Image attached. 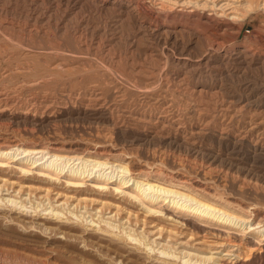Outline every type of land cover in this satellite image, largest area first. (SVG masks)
<instances>
[{"label":"bare ground","instance_id":"6f19581e","mask_svg":"<svg viewBox=\"0 0 264 264\" xmlns=\"http://www.w3.org/2000/svg\"><path fill=\"white\" fill-rule=\"evenodd\" d=\"M12 1L0 0V11L10 13L16 11L17 16L22 19V21L33 27L34 25L43 24L50 25L55 29H57V26L60 24L69 26V28L70 25L85 24L86 26L96 19L101 22L115 23L119 27L131 24L139 29L142 34L141 38L142 36L145 38L150 37L155 40L158 45L162 46L161 51L164 53L165 56H163L166 58L167 63L170 62L175 66H180L192 77L193 70L197 66L196 62H193V59H191L192 56H190V53H187L188 50H194L199 56L198 61L205 63V65L214 60L225 59L226 63L232 60L247 66L251 63H256L258 68L264 70V53H255L252 52L253 50L250 51L243 46L237 50L233 49L234 51L229 52L227 55L222 54V56L218 45L208 44L209 42L206 43L204 38L193 30H185V25L197 21L204 26H212L214 29H217L222 23L227 20H234L239 13L255 5L258 8L259 5H262V11H264V0H239L237 3L233 0H56V3L49 8L44 7L43 3H40L39 0ZM89 30L90 34H92V29ZM106 33L108 34V32ZM58 34L60 35L61 33ZM210 36L212 37L211 34ZM263 38L264 37L260 36L257 40L263 43ZM125 44H127V41ZM24 46L30 48L31 45L24 44ZM32 47L45 51L48 49V47L41 45ZM83 48L85 49L84 46L82 49ZM185 52L186 55H183ZM150 57L151 55L149 58ZM65 59V56L59 55H54L53 57L47 56V58L44 59L29 55L0 56V102L7 103L16 100L18 94L25 90L44 89L54 81L56 74L67 71L66 67L68 65L64 62ZM35 60L37 63L34 62ZM73 64L70 65L73 70L72 72L78 71L77 69L82 71L90 70L89 68L81 69L80 67L82 66L79 67L78 64ZM159 72L160 73L156 75L160 76L161 74L163 76V72ZM13 78L16 79V82L13 81ZM154 78L146 77L139 81L137 91L142 94L144 99L134 100L138 105L136 108H130L123 103L126 99V90L112 85L111 81H109L103 73L98 74V76L89 81L86 86L80 88V93L78 94L85 111L90 110L91 112L93 111L101 115H106L108 111L119 112L120 115L136 123L150 125L151 131L143 132L135 139H144L147 146H152L154 148L153 152H151L152 161L150 162L149 160V164L146 163V161L141 162L137 159L135 160L131 156H118L121 152L110 144L112 143L110 137L105 138L107 143L103 145H95L90 142H69L68 144H64L55 141L50 147H46L33 140V137L19 134L21 138H17L18 136L13 134L5 135L0 133L1 194L3 190H12L17 193L25 192L26 195H32L31 192H38V197L42 199L50 198V202L48 203L49 206L43 210H48L45 214H50L54 220H51V217H40L41 215H39L38 218H42L44 222L40 220L35 222L38 227L44 230L55 228V226L46 225L45 222L59 224L64 214H69L70 216L74 215L76 219L79 218L80 220V217L75 213L78 211L72 210L81 206L86 207L87 204L92 205L96 211L90 214L89 220L87 218L83 219V221L86 222L85 225L89 226L91 230L94 229L93 232L116 238L123 243L132 244L134 249L143 251L148 257L153 256L152 259L158 264H231L224 258L225 255H227L228 258L234 256L235 264H251L256 255L255 251L258 249L264 251V247L259 246V243L264 240V209L258 206H252L248 204V202L246 203L237 197L242 192L241 185L235 184V181L232 179L233 182L230 179L235 174V180L237 179L242 182V184L246 181H248V183L251 181L253 183L257 182L258 185V181H263L264 176L258 174L253 167H240L239 164V166H237L235 162L232 161L231 157L223 155L219 150H227L233 155H238L239 152H246L248 155L250 154V156H252L255 163L259 164L261 162L263 164L264 120H254L250 118L247 120L248 126L245 127V129L243 128L244 130L242 129L243 124H240L238 120L233 118L234 115H232V117L228 116L229 119H203L197 125L187 123V118L193 116L194 108L190 100L193 93H196L197 96L202 94H207L206 96H208L209 92H212L211 88L202 87L200 84L201 87L198 88H193V85L170 87L169 85L161 83L158 84L159 88L156 89L152 84V82H155L152 81ZM9 80L11 81V86L5 85V82H9ZM30 100L41 99L33 97ZM236 100L238 99L233 97L228 100V103L231 105H235L236 103L239 104L240 101ZM42 101H44V99H42L41 102ZM245 103L243 104L245 105ZM24 105L26 106V104ZM144 106L148 108V112L141 109ZM15 107L14 109H17ZM235 111L239 112V107ZM35 112L37 113V111ZM24 119L25 118L21 121L20 119L15 120L14 123L18 125L20 122H24ZM68 119L70 120V118ZM81 119L88 121L83 119V117ZM56 120L53 121L56 123ZM210 123H213V128H210ZM2 125L4 126V124ZM45 125L47 126V124ZM170 127L173 128V132L171 133L168 131ZM15 130H17V128ZM117 130H119V128H117ZM101 134L103 133L101 132ZM54 135H56V132ZM40 138L38 136V139ZM207 138L214 143L217 147L216 150L203 146L202 142ZM55 139L57 140L58 138ZM128 142L130 141H127V143ZM140 144L141 143H139V146H141ZM80 152H87L88 156L84 157V155H80ZM108 155L118 156L109 166H107L110 162L108 161ZM104 156H106V158L102 159ZM170 157L173 158L171 166L168 165ZM108 168L111 170L106 171ZM7 169L19 173L26 178H36L50 184L61 181V184H63L66 189L65 191L56 190L54 192L49 186H46V184L45 186H40L38 184V186L33 183L23 182L24 180L11 179V175L8 176L5 173ZM228 177L231 178L229 179ZM252 186L254 187V185ZM115 195H118V197ZM51 197L52 200H55L54 202H56L57 205L51 204ZM126 201L138 207V209L142 211L141 214H143V216L141 217L137 212H133L126 204H122ZM1 203L4 206L9 203V206H11L10 210H14L15 212L17 209V213L21 215L28 213H22L23 211L20 208L25 207V204H23L22 201H16L12 196L2 197L0 195V204ZM38 203L37 204L40 205V202ZM70 205L73 206L72 209L69 207ZM18 209L20 210L18 211ZM106 212L109 213L110 216L106 214L107 216L105 217L104 213ZM82 214L85 216L84 213ZM120 214H122L121 219L124 218L123 220L125 221L121 220L122 222H120V220H117V222H115V218L117 219V216ZM95 215L97 216L96 218H94ZM145 216L149 217V220L143 218ZM113 217L114 219H112ZM82 218L79 222L83 225ZM137 222L142 230H144L147 225L151 227L148 228V230L150 229L149 231L146 229L147 231L145 232L158 235V238L161 237L164 241L157 242V240L149 238L144 231H137L129 225H126L127 223H134L135 225ZM141 228L139 229L141 230ZM57 230H59V227ZM61 233H65V231L63 232L62 230ZM247 234H249V237H247ZM207 235H211L213 239L209 241L205 240ZM198 240H200V242H198ZM196 241L206 249H203L201 245L197 246ZM180 246L182 247L180 248ZM186 246L196 248L199 252L185 251L184 249ZM105 253H107V251ZM214 253L220 255L214 257ZM115 262L117 264H128V261L126 262L120 259H115Z\"/></svg>","mask_w":264,"mask_h":264},{"label":"rangeland","instance_id":"374dc122","mask_svg":"<svg viewBox=\"0 0 264 264\" xmlns=\"http://www.w3.org/2000/svg\"><path fill=\"white\" fill-rule=\"evenodd\" d=\"M14 1L16 0H13L12 2ZM39 1L40 3L41 2L43 3L44 7H48V8L51 7V5H54L56 3V0H39ZM233 1L237 3V1L239 0H233ZM262 8H263L262 5H259V8L255 5L252 8L245 10L242 13H239V15H237V17L235 18L236 20L235 19L227 20L226 22L222 23V25L218 27L217 29H214V27L212 26H204L200 22L197 21V22H193L192 24L185 25V30L187 31L189 29L193 30L194 32L200 34L202 38H204L206 43L209 42L208 44L218 45L220 47L219 51L221 55L222 54L227 55L229 52L240 49L243 46L249 49L250 51L253 50L252 52L264 53V48H263L264 40H263V43H260L259 40H257L258 37L260 36L264 37V11H262ZM261 11L263 12V14ZM243 15H244V18H243ZM239 16H241L242 18ZM89 24L86 26L85 24L72 25V26L70 25L71 29L69 28V26H65L64 24L58 25L57 29L52 28V26L45 25V24L37 25V26L34 25L33 27L32 25L30 24L28 25V23L22 21V19H20L17 16L16 11L13 13L6 12V11L5 12L0 11V56L2 55H7V56L9 55L11 56L12 55L14 56L29 55L33 57L38 56L44 59V58H47V56L53 57L54 55H59V56L66 57L64 62L68 65L66 67L67 71L59 72L58 74H56L54 81L48 86H46L44 89L28 90V91L25 90L21 92L20 94H18V97L16 98V100L7 102L9 105L1 101L0 102V121H1L0 122L1 124L0 133H3L5 135L13 134L15 136H18L17 138H21L19 134L22 136L33 137L32 138L33 140L39 142L40 144L46 147H50L52 143L55 141H58L64 144H68L69 142H90L95 145H103L107 143L105 141V138L110 137L113 143V144L112 143L110 144L115 146L121 152V154L118 156H123V157L131 156L135 160L137 159L138 161H141V162L146 161V163L149 164L152 161L151 152H153L154 148L152 146H147L144 142V139H140V140H135V139L143 132L151 131L150 125L136 123L133 120L126 118L123 115H120L119 112L117 113L113 111L112 112L108 111L106 115H101V114H96L93 111L91 112L90 110H87V111L84 110L83 105L80 101L81 98H79V95H78L80 93L79 89L86 86L89 83V81L97 77L98 74L100 73H103L104 76L109 81H111L112 85L126 90V99L123 103H125V105L129 106L130 108H136V106H138L136 104V101L134 100L144 99L142 97V94L139 91H137V85L139 81L146 77H152V78L155 77L152 80L155 82H152V84H153V87L156 89L159 88L158 84H161V83L165 85H169L170 87H175V86L184 87V86L193 85V88L195 87L198 88L201 86L202 87L205 86V88H211L212 92H209L208 96H206L207 94H202V95H198L199 96L198 97L196 93H193V96H191L190 98V100L193 103V108H194L193 116H190L187 118L186 120L187 123H192L193 125H197L203 119H206V120H210V118L216 119V120L221 119V118L229 119V117H232V115H234L233 118L238 120L240 124H243L242 129L243 128L245 129V127L248 126L247 120H249L250 118L254 120L255 119L264 120V70L258 68L256 63H251L249 66H247V65H243V64L238 63L237 61H232V60L228 61L230 63L228 62L226 63L225 59H221V60L211 61L207 65H205V63L198 61L199 56L194 50H188L187 53H190V56H192L191 59H193V62L194 61L196 62V66H197L193 70V77H192L189 73H186L185 70L181 68L180 66H175L171 64L170 62L167 63L166 58H164L165 55L161 51L162 46L158 45L156 41L150 37L145 38L142 36L141 38L142 34L137 27H134L131 24H126V25L119 27L115 23L101 22V21H98L97 19L93 20V22ZM33 29H34V32H33ZM89 29H92L91 30L93 31L92 34H90ZM115 29H117L118 31ZM106 32H108V34ZM58 33H61V34L59 35ZM206 33L209 36H207ZM210 34L212 35V37L210 36ZM254 35L255 36L257 35V36L255 37ZM116 41L118 42V44ZM126 41H127V44H125ZM119 43L121 44V46ZM24 44L31 45V46L30 48H28L24 46ZM38 45L48 47V49H46L45 51L42 49H35L32 47V46H38ZM83 46L85 47V49L84 48L82 49ZM61 51H64V52H61ZM140 51L141 52L143 51V52L141 53ZM103 53L105 54L106 57L104 56ZM140 54H141V57H140ZM150 55L151 57L149 58ZM183 55H186V52ZM129 56L132 58H130ZM34 62H36V60ZM70 63L71 64L74 63L73 65L78 64L79 67L82 66L80 67L81 69L89 68L90 70L82 71L80 69H77L78 71L72 72L73 70L70 67L71 65ZM159 71L163 72V76L161 74H160L161 77L156 75L160 73ZM13 81L16 82V79L13 78ZM10 82H11L10 80L9 82H5L6 83L5 85L11 86ZM33 97H36L38 99L40 98L41 100L44 99V101L41 102V100H30ZM229 97L231 98L234 97L235 99H238L236 101H240L239 104L237 103L235 105L233 104L234 106L229 104L228 100L231 99ZM243 103H245V105ZM24 104H26V106ZM14 107L17 109H14ZM238 107H239V112L235 111ZM141 109L146 110L148 112V108L146 106L142 107ZM35 111H37V113ZM74 115L77 119L74 117ZM79 115L80 116L85 115V116L80 117ZM82 117L83 119H86L88 121L82 120L81 119ZM23 118H25L24 119L25 121L20 122ZM68 118H70V120ZM19 119H20L19 121L20 123L16 125L14 122L15 120H19ZM53 120H56V123ZM81 120L84 122H82ZM44 123L47 124V126ZM2 124H4L5 127ZM93 126H96L97 128L100 127V128L97 129L96 127H93ZM212 126H213V123H210V128H213ZM14 127H16L17 130H15L16 128ZM40 127H43V128H40ZM115 128H116V131H115ZM117 128H119V130H117ZM53 131L54 133L56 132V135H54ZM168 131L170 133L173 132V128L170 127ZM101 132L103 134H101ZM116 132L118 135L116 134ZM106 133L109 134L110 136L107 135ZM38 136L39 138L41 136H44V137L46 136L45 138L47 139H45L44 137H41L40 139H38ZM55 138H58V139L56 140ZM119 139H120V142H119ZM125 140L130 141L128 142L129 144ZM139 143H141L140 145L142 147L139 146ZM202 144L203 146L207 148H211L213 150L217 149V147L214 145V143L209 138L205 139L202 142ZM126 146L127 147L129 146V147L127 148ZM219 151L223 155H227L228 157H231L232 161H234L237 166L240 165V167L241 166L253 167V169L258 174L260 175L262 174V176H264V163L262 164L260 162L261 163V164L259 163L260 165L258 163H255L254 159L252 158V156H250V154L248 155V153L246 152H239L238 155H233L231 154V152L224 150V149H220ZM81 154L84 155V157L88 156L87 152H80V155ZM118 156L108 155V158H109L108 161L110 162L108 163L107 166H109L111 162H114ZM104 158H106V156H104L102 159ZM172 160L173 158L170 157L168 165L170 166L172 165ZM74 162H77V161H74ZM109 170L111 169L110 168L106 169V171H109ZM5 173L8 176L11 175L10 176L12 177L11 179L20 180V181L24 180L23 182L33 183L35 185L39 184L40 186L42 185L45 186L46 184V186H49L50 189L53 190L54 192L56 190L65 191L66 189L64 185L61 184L62 183L61 181H59L58 183L55 182L53 184H50V183H47L46 181L38 180L36 178H30V179L29 177L26 178L24 176H21L19 173L10 171L9 169H7ZM115 174H116V171H115ZM234 176L232 178L231 177H228V178L229 179L231 178L230 179L231 181L234 180L235 182L234 181L233 182L235 184L241 185L242 192L237 197H239L246 203L248 202V204H251L252 206H258L264 209V180L263 181L259 180L258 185H257V182L253 183L250 181L251 183L250 182L248 183V181H246L244 182L246 184L245 185L244 183L242 184V182L238 181L237 179L235 180ZM237 182H239L240 184ZM252 185H254V187ZM255 190H258V191H255ZM31 193L32 195H26L25 192L17 193L12 190H8V191L3 190L2 194L0 192V195L2 197L12 196L16 199V201H22V203L25 204V207L20 208L23 211L22 213L28 212L24 215H21L17 213V209L15 212L14 210H10L11 206H9L10 205L9 203H7V205L5 206L2 203H1L2 205L0 204V264H117L115 262V259L116 260L120 259L126 262L128 261V264H154V263L158 264L156 261L152 259L153 256L148 257V255H145L143 251L134 249V247L130 243H123L122 241H119L116 238H112L109 236L107 237L97 232H93L94 229L91 230L89 226L85 225L86 222L83 221L84 218H87L89 220L90 214L96 211L94 210L92 205H89V204H87L86 207L81 206V207H77L76 208L77 210L75 208L72 210V211H78L75 213L78 215V217H80V220L79 218L76 219L74 215L70 216L69 214H64V217L60 220L61 222L59 224L55 223L56 224L55 225L49 222H45L46 225L55 226L54 229L44 230L41 227H38L35 224L36 221L40 220L41 222H44L42 218H38L39 215H41L40 217H43V216L51 217L50 214H45L47 213L48 210L47 211L43 210L44 208L49 206L48 203L50 202V198L49 199L43 198L44 199L43 201L42 198L37 196L39 194L38 192L36 193L31 192ZM115 196L118 197V195H115ZM54 201L55 200H52V197H51V204L57 205V203ZM38 202H40V205H38L39 204ZM127 202L128 201L123 202L122 204H126V206H128V208H130L133 212H137L139 215H141V217L143 216V214H141L142 211L138 209V207H136L135 205L133 206ZM34 207L36 208V210ZM69 207H71L72 209L73 206L70 205ZM20 209H18V211ZM107 212L104 213L105 217L109 214ZM82 213H84L85 216ZM97 214H100V213H97ZM122 214L119 215L120 217L117 216V219L115 218L116 221L115 220L114 221L117 222V220H120V222H122L121 220L124 219V218L121 219ZM96 215L94 216V218L97 217ZM108 216H110V214ZM51 218H52L51 220H54L53 217ZM81 218L83 221V225L81 222H79L81 221ZM143 218L149 220L148 219L149 217L147 216ZM112 219H114V217ZM126 225H129L130 227L136 229L137 231H144V232L147 231L148 228H151V227H148L147 225L145 226L144 230H142L141 226L140 227L138 226V222L137 224H135L136 226L134 225V223L133 224L127 223ZM58 227H59V230L61 231L63 230V232L65 231V233H61V231L57 230ZM139 228H141V230ZM41 229L43 230V232ZM233 232L238 233L236 231H233ZM145 234H147L149 238L157 240V242L164 241L162 240L161 237L158 238V235L148 234V232H145ZM100 235L103 237H101ZM247 235L246 236L249 237V234ZM212 239L213 237L211 235H207L205 237V240L207 241L212 240ZM198 242H200V240H198ZM198 242L196 241L197 243L196 245L197 246L201 245ZM201 246L203 249L205 248L203 245ZM259 246L264 247V240L259 243ZM181 247L182 246H180V248ZM189 247L190 246H186L184 250L191 251V252H199L198 250H196V248H192V247L189 248ZM103 249H104V252H103ZM106 251L107 253H105ZM256 251H255L256 253L255 258L257 259L254 258L251 264H264V251L262 249H258ZM101 253L102 254L104 253V254L102 255ZM218 255L220 254L218 253L213 254L214 257H217ZM125 256L128 258H126ZM233 257L234 256L228 258L227 255L224 256V258H226L229 263L235 264V259ZM134 259L136 262L134 261ZM118 264H121V263H118ZM209 264H212V263H209Z\"/></svg>","mask_w":264,"mask_h":264}]
</instances>
